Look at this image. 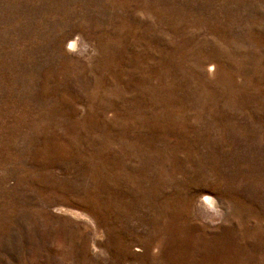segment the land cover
Masks as SVG:
<instances>
[{"label":"rangeland","instance_id":"374dc122","mask_svg":"<svg viewBox=\"0 0 264 264\" xmlns=\"http://www.w3.org/2000/svg\"><path fill=\"white\" fill-rule=\"evenodd\" d=\"M0 264H264V0H0Z\"/></svg>","mask_w":264,"mask_h":264},{"label":"bare ground","instance_id":"6f19581e","mask_svg":"<svg viewBox=\"0 0 264 264\" xmlns=\"http://www.w3.org/2000/svg\"><path fill=\"white\" fill-rule=\"evenodd\" d=\"M74 43H75V42H74ZM208 199H211V198H208ZM209 201H211V203H213L212 200H209Z\"/></svg>","mask_w":264,"mask_h":264}]
</instances>
